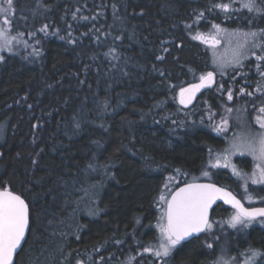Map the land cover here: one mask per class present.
Instances as JSON below:
<instances>
[{
  "label": "trees",
  "instance_id": "trees-1",
  "mask_svg": "<svg viewBox=\"0 0 264 264\" xmlns=\"http://www.w3.org/2000/svg\"><path fill=\"white\" fill-rule=\"evenodd\" d=\"M257 1L258 13L241 0H14V32L36 47L0 60V188L30 207L16 264L158 263L145 248L158 238L161 194L200 180L224 145L204 113L178 101L213 70L196 37L216 26L264 31ZM261 67L224 81L263 84ZM213 91L201 98L211 110L223 102ZM212 172L236 190L229 171ZM232 213L218 206L213 221ZM247 230L216 235L232 234L229 254L255 250L264 264V229ZM207 236L179 243L163 264H218Z\"/></svg>",
  "mask_w": 264,
  "mask_h": 264
},
{
  "label": "rangeland",
  "instance_id": "rangeland-1",
  "mask_svg": "<svg viewBox=\"0 0 264 264\" xmlns=\"http://www.w3.org/2000/svg\"><path fill=\"white\" fill-rule=\"evenodd\" d=\"M246 0H241L242 9L247 13H253L258 11H249L243 7ZM4 0H0V4H3ZM261 3L257 1V8L261 9ZM263 5V4H262ZM6 7V4L4 5ZM13 14L8 17L11 21L10 25L4 24V15L0 14V27L4 28L7 32L8 38L11 43L8 47L0 51V56L6 54H21L25 53H36V47L29 40H25L23 35L14 32L12 26V18H14V0H13ZM249 33H256L255 37L248 35ZM203 42L209 47L213 61L212 66L213 73L217 78V86L214 88L213 94L220 96L223 102H219V106L214 110H211L208 99H200L197 105L193 108L194 115L199 113L203 114L207 121H211L213 124V130L224 140L223 148L216 150L211 154L210 159L205 164L203 171L198 177L200 180H209L212 178V170H227L232 176L239 182L236 187L237 193L242 197L243 201L248 206H264V184H253L250 177L253 173L258 172L256 168L257 164L264 167V162L258 160L253 154H251L247 145L256 144L258 145L259 139L264 136V128L260 127L261 123H264V113L260 112L261 108H264V83L258 84L249 83L244 80L243 85L238 91L231 89V86L226 85L224 78H228L231 72L235 70H243L245 79H247L252 71H260L262 69L261 64L263 60L257 59L259 56H264V31L256 29H230L224 27H213L206 35L201 38ZM0 43H3L0 40ZM239 49V64L234 63V54ZM261 76L257 78H260ZM221 85L223 87H221ZM259 89V90H258ZM243 90V91H242ZM232 93V100L228 99V92ZM251 93V95H249ZM231 109V111H228ZM209 113H206V112ZM210 119V120H209ZM226 121V123H224ZM220 128L221 131L216 129ZM234 145H239L238 148L234 149ZM228 157L229 166L224 167L225 157ZM217 158L220 159V166H214ZM244 160L247 163L244 164ZM232 165L242 173L243 179L233 174ZM208 175L205 176L204 173ZM200 180H194L189 182H196ZM178 181L173 184H177ZM172 184V185H173ZM171 187H166L164 192L161 194L159 202L162 206L160 211L159 220L157 223L158 238L151 245L145 248V254L149 253L153 255L157 264H163V260L166 257H157L154 252L159 249V244L162 240L160 225L166 224L165 210L169 197L174 190ZM175 187V186H173ZM173 189V188H172ZM235 190V191H236ZM165 199H161V197ZM252 199L249 201L248 197ZM234 213H232L233 215ZM231 215V216H232ZM230 216V217H231ZM230 217L223 222L219 219L213 221L211 229L207 232V239H210L213 243L219 245V259L218 264H257L260 260V256H257L255 260L252 259L250 250H243L237 252L236 255L229 254L228 249L230 247L231 239L233 238L231 233H223L217 237V232L230 228L231 231L236 233H246L252 227H261L264 229V219L254 220L247 227L238 225L236 228L231 227L228 224ZM228 226V227H227ZM230 232V231H229ZM235 236V235H234ZM147 249V250H146ZM174 250V249H173ZM172 250V252H173ZM171 252V253H172ZM170 253V254H171Z\"/></svg>",
  "mask_w": 264,
  "mask_h": 264
},
{
  "label": "snow or ice",
  "instance_id": "snow-or-ice-1",
  "mask_svg": "<svg viewBox=\"0 0 264 264\" xmlns=\"http://www.w3.org/2000/svg\"><path fill=\"white\" fill-rule=\"evenodd\" d=\"M5 4L6 7L4 6ZM217 7L227 10L229 6L227 4H221L217 5ZM243 7L249 11H261V9L257 8V0H246ZM12 9L13 0H4V3L0 4V14L4 15V24L6 25H10L11 23L8 17L13 14ZM85 19L87 18L85 17ZM248 35L255 37L257 34L249 33ZM196 38L203 37L198 36ZM0 40L3 41V43H0V51H3L11 43V40L8 38L6 30L2 27H0ZM239 56L240 52L237 49L234 54V63L239 64ZM257 59L264 60V56H259ZM0 60H3V56H0ZM200 80V84L192 85L189 89L181 88L180 102L182 104L189 103L193 98L192 95H189L186 99L185 93L194 94L195 91L204 87L205 84L211 83L213 73L209 72L206 76H201ZM221 87L223 86L221 85ZM232 98V93L229 91L228 99L232 100ZM228 111H231V109ZM260 112L264 113V108H261ZM260 127L264 128V123H261ZM216 130L221 131L220 128ZM233 147L235 149L239 145H234ZM247 149L258 160L264 162V136L259 139L258 145L249 144L247 145ZM214 166H220L219 158H217ZM223 166H229L227 156L225 157ZM256 168L258 172L253 173V176L250 177L252 183L264 184V167L257 164ZM232 169L234 175L243 179L242 173L235 165H232ZM204 175L207 176L208 173L205 172ZM161 199L163 200L165 198L162 196ZM217 199H223L225 202L231 203L236 209V212L228 220V224L233 228H236L238 225L247 227L257 217H264V208H245L231 192L223 188H218L214 184H187L184 188L179 189V191L172 195L171 201L167 203L165 210L167 222L166 224L160 225L162 240L159 244V249L154 252V255L157 257H168L172 250L186 237L211 229L212 224L209 222L208 214L210 207ZM248 199L251 201L252 197L249 196ZM28 229V204L20 195L15 194L8 187L0 188V264H13L14 256L21 247V243L24 241ZM250 252L253 260L257 256L262 255L255 250H250Z\"/></svg>",
  "mask_w": 264,
  "mask_h": 264
},
{
  "label": "water",
  "instance_id": "water-1",
  "mask_svg": "<svg viewBox=\"0 0 264 264\" xmlns=\"http://www.w3.org/2000/svg\"><path fill=\"white\" fill-rule=\"evenodd\" d=\"M201 83V80H199V81H196V82H194V83H191V84H189L188 86H186L185 87V89H189V88H191V86L192 85H197V84H200ZM216 84H217V78H216V76L213 74V80H212V82L211 83H208V84H205V86L204 87H201L198 91H195L194 92V94L193 93H185V98L187 99V97L189 96V95H192L193 96V98L191 99V101L189 102V103H186V104H182L181 102H180V93H179V97H178V101H179V104H180V106L182 107V108H184V109H187V110H191V109H193L196 105H197V103L199 102V100L202 98V96L204 95V94H206L207 92H209V91H212V90H214V88L216 87ZM192 183H196V184H214V183H211V182H207V181H201V182H190V183H187V184H192ZM187 184H184V185H182V186H180V187H178L176 190H174V192L171 194V196L169 197V199H168V202H170L171 201V197H172V195H174L177 191H179V189H181V188H184ZM216 187H218V188H223V189H225L226 191H228V192H231L232 193V195L233 196H235L236 197V199L237 200H239L242 204H243V206L245 207V208H249V209H252V208H264V206H252V207H249V206H247L233 191H231V190H229V189H227V188H224V187H222V186H220V185H217V184H214ZM11 190V189H10ZM11 191H13V190H11ZM14 192V191H13ZM15 194H17V195H20V194H18V193H16V192H14ZM21 196V195H20ZM22 197V196H21ZM23 198V197H22ZM24 199V198H23ZM25 200V199H24ZM25 202L27 203V201L25 200ZM167 202V203H168ZM28 204V203H27ZM219 205H223V206H225V207H227V208H229V209H231V210H234V211H236V209L233 207V205L231 204V203H227V202H225L223 199H217L213 204H212V206L210 207V209H209V214H208V219H209V222L211 223V221H212V216H213V212L215 211V209L219 206ZM166 207H167V205H166ZM28 208H29V229H28V231L26 232V234H25V239H24V241H22V243H21V247L17 250V254L14 256V259H13V264H16V261H17V257H18V255H19V253L22 251V249H23V247L25 246V243H26V241H27V239H28V236H29V233H30V228H31V220H30V207H29V204H28ZM259 219H264V217H257L256 218V220H259ZM166 222H167V220H166ZM208 230H205V231H201V232H199V233H194V234H192L191 236H188V237H186L184 240H182L180 243L181 244H185V243H188V242H190L191 240H193V239H196V238H200L201 236H203L206 232H207Z\"/></svg>",
  "mask_w": 264,
  "mask_h": 264
},
{
  "label": "flooded vegetation",
  "instance_id": "flooded-vegetation-1",
  "mask_svg": "<svg viewBox=\"0 0 264 264\" xmlns=\"http://www.w3.org/2000/svg\"><path fill=\"white\" fill-rule=\"evenodd\" d=\"M234 177V176H233ZM203 181H207V182H211V183H214V184H217V185H220V186H222V187H224V188H227V189H229V190H231V191H233L237 196H238V193L235 191V190H233L232 188H230V187H228V186H225V185H223V184H219V183H217L216 181H214V180H203ZM197 182H201V181H197ZM239 197V196H238ZM240 198V197H239ZM241 199V198H240ZM242 200V199H241ZM243 201V200H242ZM244 202V201H243ZM245 203V202H244ZM246 204V203H245ZM219 206H223V205H219ZM248 206V205H247ZM225 207V206H224ZM249 207H252V206H249ZM227 208V207H226ZM229 209V208H228ZM231 210V209H230ZM233 213H235L236 211H234V210H231ZM214 213V212H213ZM212 222H213V216H212V221H211V224H212ZM208 232V231H207Z\"/></svg>",
  "mask_w": 264,
  "mask_h": 264
}]
</instances>
